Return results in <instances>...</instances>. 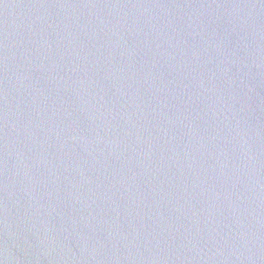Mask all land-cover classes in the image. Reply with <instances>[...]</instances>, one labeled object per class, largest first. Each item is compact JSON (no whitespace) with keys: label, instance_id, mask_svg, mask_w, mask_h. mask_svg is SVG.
<instances>
[{"label":"water","instance_id":"obj_1","mask_svg":"<svg viewBox=\"0 0 264 264\" xmlns=\"http://www.w3.org/2000/svg\"><path fill=\"white\" fill-rule=\"evenodd\" d=\"M0 264H264V0H0Z\"/></svg>","mask_w":264,"mask_h":264}]
</instances>
